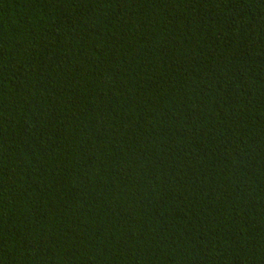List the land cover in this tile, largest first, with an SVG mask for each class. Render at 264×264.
<instances>
[{
	"label": "trees",
	"instance_id": "trees-1",
	"mask_svg": "<svg viewBox=\"0 0 264 264\" xmlns=\"http://www.w3.org/2000/svg\"><path fill=\"white\" fill-rule=\"evenodd\" d=\"M0 264H264V0H0Z\"/></svg>",
	"mask_w": 264,
	"mask_h": 264
}]
</instances>
